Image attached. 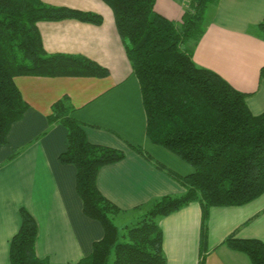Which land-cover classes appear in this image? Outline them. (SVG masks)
Masks as SVG:
<instances>
[{
  "label": "crops",
  "instance_id": "0c3cea01",
  "mask_svg": "<svg viewBox=\"0 0 264 264\" xmlns=\"http://www.w3.org/2000/svg\"><path fill=\"white\" fill-rule=\"evenodd\" d=\"M43 1L103 17L102 25L67 19L41 21L38 29L47 53L86 57L108 69L109 76L14 79L29 109L13 124L8 144L0 145V264H11V242L21 228L23 208L38 226L36 255L50 264H78L104 237L100 222L84 213L76 190V167L59 161L67 148L68 131L61 123L52 124L49 117L54 105L66 97L90 143L126 155L100 170L97 186L122 217L136 218L127 226L137 223L156 199L185 193L180 183L135 148L180 175L193 172L190 165L147 137L140 83L111 8L102 0ZM155 1L158 14L182 24L190 0ZM208 13L204 35L191 43L194 61L247 94L253 115L263 114L264 32L259 26L264 24V0H217ZM158 224L167 264H199L204 256L206 264H253L225 241L233 236L264 242V195L241 207L212 208L204 242L202 208L197 202L160 218Z\"/></svg>",
  "mask_w": 264,
  "mask_h": 264
},
{
  "label": "trees",
  "instance_id": "16d2710c",
  "mask_svg": "<svg viewBox=\"0 0 264 264\" xmlns=\"http://www.w3.org/2000/svg\"><path fill=\"white\" fill-rule=\"evenodd\" d=\"M112 10L133 73L139 80L147 117V137L193 168L180 175L135 148L185 188L180 196H164L122 233L116 223L121 210L98 189L100 170L123 161V151L89 142L83 124L73 116L68 98L57 102L49 121L68 131L62 164L76 167V190L87 217L100 222L104 237L78 264H167L162 217L192 203L202 208V241L214 207H241L264 195V113L255 116L247 94L217 72L194 61V47L205 33L206 17L217 0H190L182 24L155 11V0H102ZM78 20L102 25L93 12L54 6L43 0H0V145L29 109L16 77H96L109 71L81 56L49 54L38 23ZM260 30L264 32V24ZM264 80V67L260 71ZM15 155L11 156L13 159ZM9 159V160H10ZM21 228L11 242V264H50L36 255L38 226L22 209ZM225 243L264 264V242L230 236ZM199 264H206L204 256Z\"/></svg>",
  "mask_w": 264,
  "mask_h": 264
},
{
  "label": "rangeland",
  "instance_id": "374dc122",
  "mask_svg": "<svg viewBox=\"0 0 264 264\" xmlns=\"http://www.w3.org/2000/svg\"><path fill=\"white\" fill-rule=\"evenodd\" d=\"M208 14L209 13H207V19H208ZM207 19H206V22H207ZM160 147V146H159ZM162 148V147H161ZM164 149V148H163ZM168 151V150H167ZM152 155V154H151ZM148 210V209H147ZM146 210V211H147ZM145 211V212H146ZM144 212V213H145ZM143 214V213H142ZM129 218V216H127V215H125V216H123L122 217V215H120V216H118L117 218H116V223H118L117 225H118V227L120 228L119 230L122 232V233H124L125 232V229H126V226L127 225H130V224H126L130 219H128ZM136 220V218H134V220H131V221H129L128 223H134V221ZM110 264H113V260L110 262Z\"/></svg>",
  "mask_w": 264,
  "mask_h": 264
}]
</instances>
